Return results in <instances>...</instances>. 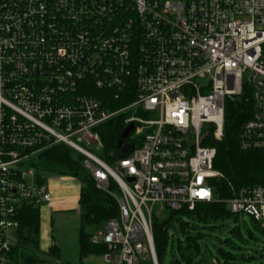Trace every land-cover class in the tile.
<instances>
[{"label":"built area","instance_id":"built-area-1","mask_svg":"<svg viewBox=\"0 0 264 264\" xmlns=\"http://www.w3.org/2000/svg\"><path fill=\"white\" fill-rule=\"evenodd\" d=\"M244 88L253 110L239 145L264 149V0H0V264L19 209L53 198L30 158L58 144L117 190L118 216L90 236L104 264H158L153 219L200 202L264 218V183L226 199L213 184L209 142ZM117 115L132 150L110 165L98 128ZM218 253L213 264H230Z\"/></svg>","mask_w":264,"mask_h":264},{"label":"trees","instance_id":"trees-1","mask_svg":"<svg viewBox=\"0 0 264 264\" xmlns=\"http://www.w3.org/2000/svg\"><path fill=\"white\" fill-rule=\"evenodd\" d=\"M97 93L101 92L97 91ZM116 106L118 107L119 104ZM252 110V100L248 89L244 88L240 96L228 97L224 103L223 136L219 140L211 139L209 142L216 149L213 167L222 174L221 178L213 180L215 193L222 199L231 196L230 186L237 190L241 187H253L264 183V149L245 150L239 145L241 127L250 118ZM124 128L123 115L115 116L98 128L103 146L97 155L108 164L115 159V153L118 151L117 140ZM82 161V155L74 153L65 145L58 144L38 154L33 163L34 167L41 172L68 176L79 183L78 262L62 261L59 249L54 243L46 251L40 249V206L25 203L19 209L15 243L8 255L9 264H83L84 257L101 256L105 252V245L92 242L91 234L86 231V228L95 225L104 226L109 219L118 216V205L115 198L117 190L113 183L109 187L115 196L98 188ZM181 215L195 220L207 229H213L214 226L211 224L214 222L238 218L223 202H200L193 210L170 212L162 220L154 218L152 234L158 263L169 241L170 236L167 229L173 222L178 224L179 231L185 237V245L183 247L179 243L177 245L179 257L174 259L173 264H189L191 254L199 253L197 239L201 233L197 231L194 235L189 234L190 231L196 230L197 224L194 221L192 223L183 221L180 218ZM250 219L257 223L254 218L250 217ZM230 232L234 236L241 237L239 226L232 228ZM218 252L226 259L233 257L223 250Z\"/></svg>","mask_w":264,"mask_h":264},{"label":"rangeland","instance_id":"rangeland-1","mask_svg":"<svg viewBox=\"0 0 264 264\" xmlns=\"http://www.w3.org/2000/svg\"><path fill=\"white\" fill-rule=\"evenodd\" d=\"M35 156L30 158V162H35ZM112 165V162L109 163ZM48 185L55 184L63 187L66 196L76 195L75 182L72 179L64 177L59 178L54 174L46 175ZM52 235L55 244L61 252V260L70 263H77V235L79 229L78 216L75 211H69L61 214L51 213ZM183 221L197 224L196 230L190 231V235H194L197 231L201 236L197 239L199 244V253L191 254V262L189 264H213L211 255L220 258L219 250L230 253L233 257L230 264H264V218L254 223L250 216L243 214L237 219H226L220 222H214L211 225L213 229L202 227L195 220L181 215ZM158 220H162L159 217ZM239 226L241 237L234 236L230 231L232 228ZM103 229V225L88 226L86 231L91 236H97ZM169 241L165 252L158 264H173L175 258L179 257V251L176 249L178 243L185 245V237L179 231L178 224L173 222L168 228ZM250 233V234H249ZM229 239V240H228ZM83 264H104L101 256L90 255L83 258ZM142 264H151L145 261ZM183 264V263H182Z\"/></svg>","mask_w":264,"mask_h":264},{"label":"crops","instance_id":"crops-1","mask_svg":"<svg viewBox=\"0 0 264 264\" xmlns=\"http://www.w3.org/2000/svg\"><path fill=\"white\" fill-rule=\"evenodd\" d=\"M56 176V175H55ZM72 179L75 182V196H66L64 188L55 184H50L49 189L52 195V200L48 204L41 205L39 208V247L41 250L46 251L55 242L52 235L51 213L61 214L69 211H75L78 216V198H79V183L68 176H59ZM79 221V220H78ZM58 247V246H57ZM59 249V247H58ZM59 256L61 252L59 250ZM61 258V257H60ZM78 243H77V260H78Z\"/></svg>","mask_w":264,"mask_h":264},{"label":"water","instance_id":"water-1","mask_svg":"<svg viewBox=\"0 0 264 264\" xmlns=\"http://www.w3.org/2000/svg\"><path fill=\"white\" fill-rule=\"evenodd\" d=\"M132 129V124L127 125L121 132L117 140V148L120 150L119 154L115 153L117 159L128 155L132 150V144H124V141L127 139L130 131ZM131 180V178L129 179Z\"/></svg>","mask_w":264,"mask_h":264}]
</instances>
